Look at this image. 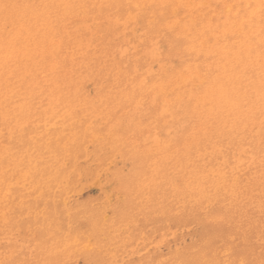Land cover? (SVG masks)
<instances>
[{
	"label": "rangeland",
	"instance_id": "obj_1",
	"mask_svg": "<svg viewBox=\"0 0 264 264\" xmlns=\"http://www.w3.org/2000/svg\"><path fill=\"white\" fill-rule=\"evenodd\" d=\"M252 3L0 0V155L30 133L49 148L31 154L49 174L29 194L0 186V264H264V0ZM35 111L46 136L22 121Z\"/></svg>",
	"mask_w": 264,
	"mask_h": 264
},
{
	"label": "bare ground",
	"instance_id": "obj_2",
	"mask_svg": "<svg viewBox=\"0 0 264 264\" xmlns=\"http://www.w3.org/2000/svg\"><path fill=\"white\" fill-rule=\"evenodd\" d=\"M22 0H20V2H21ZM24 1V0H23ZM34 1V0H33ZM44 1V0H43ZM244 1V0H243ZM15 2V1H14ZM25 2H27V1H25ZM31 2V1H30ZM54 2V1H53ZM252 2H254V0H249V7H250V9H254V5H253V3ZM42 3V2H41ZM46 3V2H45ZM55 3V2H54ZM54 3H51V5L53 6V5H56V4H54ZM28 4V3H27ZM33 4H34V2H33ZM26 5V4H25ZM32 5V4H31ZM37 5H39V4H37ZM47 5V4H46ZM48 6V5H47ZM47 6H45L46 7V9H47ZM200 7H202V5L200 4ZM6 8H7V6H6ZM28 9H30V8H28ZM20 11H21V9H20ZM24 11V13H25V10H23ZM40 12H41V10H39ZM47 11V10H46ZM8 12H10V11H8ZM30 12V11H29ZM43 12V11H42ZM49 12V11H48ZM31 13H32V10H31ZM31 13H29L30 15H31ZM34 13H35V11H34ZM37 13H39V12H37ZM254 13V12H253ZM27 14V13H26ZM40 14V13H39ZM21 15H23V13L21 14ZM28 16L27 15V17H30L31 18V16ZM238 16H239V14H237ZM36 16V15H35ZM38 16V15H37ZM25 17V16H24ZM50 17V16H49ZM5 19V18H4ZM44 19V18H43ZM37 22L39 21V20H36ZM45 22V21H44ZM43 22V23H44ZM60 27V26H59ZM35 28V27H34ZM246 29H247V27H246ZM15 30V29H14ZM60 30V29H59ZM16 31V30H15ZM246 32V31H245ZM250 39V38H249ZM259 39V38H258ZM220 40V39H219ZM222 40V39H221ZM251 40V39H250ZM253 40V39H252ZM258 41V40H257ZM216 42H217V39H210V40H208L206 43H210V45H212V46H215V47H218L217 46V44H216ZM260 42V41H259ZM219 43V42H218ZM253 42H251V44H252ZM221 45V44H220ZM224 46V45H223ZM222 46V47H223ZM256 46V45H255ZM195 47V46H194ZM203 48V47H202ZM223 49V48H222ZM1 50V49H0ZM258 50V49H257ZM159 51V50H158ZM223 52V51H222ZM152 53V52H151ZM158 58V57H157ZM190 58V57H189ZM156 59V58H155ZM187 59V58H186ZM187 60H189V59H187ZM3 61V60H2ZM4 62V61H3ZM137 67V66H136ZM157 74V73H156ZM160 74V73H159ZM245 76V75H244ZM68 77H70V74H69V76ZM157 77H159V75L157 76ZM62 79V78H61ZM70 79H71V77H70ZM69 79V81H71ZM72 82V81H71ZM75 82V81H74ZM143 82V81H142ZM60 85V84H59ZM71 85V84H70ZM246 85V84H245ZM245 85H244V87H245ZM248 85V84H247ZM250 85V84H249ZM69 86V85H68ZM72 87H75V86H72ZM142 87V86H141ZM253 87H255V86H253ZM252 87V88H253ZM69 88H70V86H69ZM76 88L77 87H75L74 89L76 90ZM255 89H257V88H255ZM259 89V88H258ZM68 90V89H67ZM74 90V91H75ZM141 90V89H140ZM261 90V89H260ZM247 91V90H246ZM10 92V91H9ZM73 92V91H72ZM256 92V91H255ZM75 93H77V92H75ZM189 93V92H188ZM261 92H259V94H260ZM246 95H248L249 94V92H248V94L247 93H245ZM38 95V94H37ZM37 95H32V96H37ZM63 95H64V93H63ZM120 95H123V94H120ZM188 95V94H187ZM186 95V96H187ZM30 96V95H29ZM28 96V97H29ZM53 96H55V95H53ZM60 96H61V94H60ZM34 97V98H35ZM59 96H57V100L59 99L58 98ZM132 97V96H131ZM134 97V96H133ZM239 97V96H238ZM33 98V99H34ZM44 98V97H43ZM50 98H52V93H51V97ZM63 98V97H62ZM62 98H60V101H61V99ZM127 98V100H128V98H130L129 96H127L126 97ZM135 98V97H134ZM14 99V98H13ZM22 99H25V98H22ZM27 99V98H26ZM47 99H48V97H47ZM256 99H258V98H256ZM11 100V99H10ZM40 100V99H39ZM41 100H42V98H41ZM55 100H56V98H55ZM130 101H131V98L129 99ZM260 100V99H259ZM14 101V100H13ZM28 101H29V99H28ZM59 101V100H58ZM59 101V102H60ZM24 102V101H23ZM27 102V101H26ZM25 102V103H26ZM58 102V103H59ZM171 102V101H170ZM32 103H34V102H32ZM36 103H38V102H36ZM35 103V105H39L40 103H38V104H36ZM49 103V102H48ZM54 103H56V102H54ZM182 103V102H181ZM20 104V103H19ZM24 104V103H23ZM30 104V103H29ZM43 104H46V102L44 103L43 102ZM138 104V103H137ZM171 104V103H170ZM15 105V104H14ZM28 105V104H27ZM33 105V104H32ZM144 105V104H143ZM173 105V104H172ZM186 105V104H185ZM5 106V105H4ZM20 106V105H19ZM36 106V107H37ZM45 106V105H44ZM43 106V107H44ZM50 106V105H49ZM52 106V105H51ZM56 106H57V104H56ZM182 106H183V104H182ZM25 107V106H24ZM36 107H34V108H36ZM41 107V106H40ZM48 107V106H47ZM54 107V106H53ZM64 107V106H63ZM63 107H61V108H63ZM146 107V106H145ZM240 107V106H239ZM6 108V107H5ZM20 108V107H19ZM28 108H29V106H28ZM45 109V108H44ZM48 109V108H47ZM56 109V108H55ZM57 109H60V108H57ZM178 109H179V107H178ZM37 110V109H36ZM42 110V109H41ZM169 110H170V108H169ZM174 110V109H173ZM185 110V109H184ZM183 109H181V113H183V114H185V112H183L184 111ZM38 111V110H37ZM37 111H35V114H33V115H31V117H29V118H27V119H25V120H22L25 124H27L30 128H31V130H34L35 129V133H36V130L38 131V136H40L41 134H43V133H45L46 132V130H48V128H47V126H49L50 124H49V122H48V118H49V116H46V115H43L42 113H44V112H41L40 113V115L38 114V112ZM46 111V110H45ZM57 112H58V110H56ZM60 111H61V109L59 110V113H60ZM176 111H178L179 112V110H175V113H176ZM8 112V111H7ZM187 112V111H186ZM3 113H6V112H3ZM47 113V112H46ZM260 113H262V112H260ZM31 113H29V115H30ZM50 114V113H49ZM61 114H62V112H61ZM61 114H59L60 116H61ZM170 114V113H169ZM180 115L181 116V114L180 113H177V115ZM187 114H189V112H187L186 113V116H187ZM256 114V113H255ZM12 115L14 116V117H16V116H18V115H22L18 110L17 111H14L13 113H12ZM163 115V114H162ZM165 115V114H164ZM166 115H167V113H166ZM171 115V114H170ZM174 116H175V114H173ZM176 115V116H177ZM50 116H53V115H50ZM189 116V117H188ZM187 116V118H189L190 119V115H188ZM216 116V115H215ZM253 116V115H252ZM260 116V115H259ZM258 116V117H259ZM11 117V116H10ZM24 117V116H23ZM54 117V116H53ZM185 117V116H184ZM183 117V118H184ZM256 117V116H255ZM257 117V118H258ZM52 117H50V119H51ZM181 118H182V116H181ZM180 117H179V119H181ZM186 118V119H187ZM250 118V117H249ZM254 118V117H253ZM17 119V121H21V119L20 118H16ZM174 119V118H173ZM177 119V118H176ZM5 121V120H4ZM188 121V120H187ZM225 121V120H224ZM244 121V120H243ZM13 122V121H12ZM15 122H16V120H15ZM53 122H54V120H53ZM171 121H168V123H170ZM261 122V121H260ZM259 122V123H260ZM263 122H264V120H263ZM180 123H182L181 121H180ZM189 123H191V122H189ZM225 123H228V122H225ZM245 123H246V121H245ZM8 124V123H7ZM19 124V123H18ZM174 124V123H173ZM176 124V123H175ZM177 124H179V122L177 123ZM183 124V123H182ZM181 124V125H182ZM11 125H13V124H11ZM168 125V124H167ZM181 125H179V126H181ZM225 125V124H224ZM230 125H232V122H231V124ZM52 126V125H51ZM53 126H55V125H53ZM170 126V125H169ZM186 126V125H185ZM187 126H188V124H187ZM186 126V127H187ZM191 126H192V124H191ZM190 126V127H191ZM226 126H228L229 127V131H230V128L231 129H233V128H235V126L236 125H234V127L232 128V127H230L229 125H227L226 124ZM246 126V125H245ZM245 126H244V128H245ZM23 127H24V125H23ZM66 127V126H65ZM177 127H178V125H177ZM189 127V126H188ZM222 127H223V125H222ZM25 128V127H24ZM170 128H171V126H170ZM20 129H21V127H20ZM23 129V128H22ZM51 129V128H50ZM173 129V128H172ZM177 129V128H176ZM186 129V128H185ZM188 129V128H187ZM186 129V130H187ZM24 130V129H23ZM178 130V129H177ZM21 130H19V132H20ZM188 131V130H187ZM205 133H207V131L205 132ZM222 133V132H221ZM232 133V130L230 131V134ZM234 133V132H233ZM28 134H29V132H28ZM55 134V133H54ZM229 134V135H230ZM43 135H45V134H43ZM42 135V136H43ZM47 135V134H46ZM45 135V136H46ZM185 135H186V133H185ZM223 135V134H222ZM221 134H219V136H222ZM232 135V134H231ZM42 136H41V139H42ZM56 136V135H55ZM236 136V135H235ZM33 137H34V134H32V133H30L26 138H24V139H22V142H21V146H18V147H16V148H14L13 150H11V153H7L6 152V154H4V155H0V160L2 161H5L6 163H9V164H5V162L3 163V162H0V186L2 187H8V185H13V187L15 188L14 190H16V194L18 195L21 191L22 192H26V191H28V190H32V188H33V182H35V180L33 179V178H31L32 177V175L35 173V174H37L38 172H40V171H42L43 169H45V168H47V167H45V168H38V166H36L38 169H35V167H34V164H33V158H31V154H33V153H35L36 151L37 152H39V153H41L42 154V152H44L45 151V149L47 150V149H49V148H45L44 147V145H43V143H42V141H44V140H40L41 141V143H39V144H37V141H36V144H32L33 142H34V139H33ZM183 137V136H182ZM13 138V137H12ZM16 138V137H15ZM14 138V139H15ZM233 138V137H232ZM14 139H13V141H14ZM18 140H19V138H17ZM36 140H37V138H35ZM76 139H78L77 137H76ZM147 140V139H146ZM230 140H231V138H230ZM234 140H235V137H234ZM6 142V141H5ZM15 142V141H14ZM19 143H20V141H18ZM75 142H76V140H75ZM79 142V141H78ZM78 142L76 143L77 145H78ZM16 143V142H15ZM14 143V145H16ZM223 143H224V141H223ZM222 143V144H223ZM63 144V143H62ZM66 144V143H65ZM73 144V143H72ZM155 144V143H154ZM7 145V144H6ZM13 145V144H12ZM12 145H11V147H12ZM32 145H36L34 148H32ZM71 145V144H70ZM63 146V145H62ZM72 146V145H71ZM171 146V145H170ZM175 146V145H174ZM6 147H10L9 145L8 146H6ZM10 147V148H11ZM46 147H47V145H46ZM65 147H66V145H65ZM53 148H55V147H53ZM69 148V147H68ZM176 148V147H175ZM6 149V148H5ZM9 149V148H8ZM8 149H7V151H8ZM63 149H66V148H64L63 147ZM56 150H58V151H53L54 153L55 152H59V149H56ZM71 150V149H70ZM126 150V149H125ZM175 150H177V148L176 149H174L173 151H175ZM61 151H64V150H61ZM60 151V153L62 154V152ZM68 151V150H67ZM72 151V150H71ZM120 151V150H119ZM9 152V151H8ZM50 152H52V150H50ZM52 152V153H53ZM70 152V151H69ZM121 152V151H120ZM218 152V154H219V151H217ZM12 153H14V154H16V157L15 156H13L12 155ZM53 153V154H54ZM233 153V152H232ZM231 153V154H232ZM26 154V155H25ZM45 154V153H44ZM43 154V155H44ZM63 154H65V151H64V153ZM121 154V153H120ZM39 155V154H38ZM50 155V154H49ZM52 155V154H51ZM50 155V156H51ZM55 155H57V153L56 154H54V156ZM171 156H172V152H171V154H170ZM174 155V154H173ZM220 155V154H219ZM232 155H234V154H232ZM49 156V157H50ZM235 156H236V154H235ZM238 156H240V155H238ZM244 156V155H243ZM43 157H45V156H43ZM56 157V156H55ZM24 158H26L27 160H28V166L26 167V168H23V167H17V165H15L16 163H20L21 161H23L24 160ZM39 158V157H38ZM41 158H42V156H41ZM54 158V157H53ZM53 158H50V164H48L47 166H49V165H51V164H54L53 163ZM230 158V157H229ZM228 158V159H229ZM55 159V158H54ZM232 159H234V158H232ZM36 162H37V158H35L34 159ZM52 160V161H51ZM57 160V159H56ZM132 160H134V159H132ZM225 161H227L226 159H224ZM41 161V160H40ZM55 161V160H54ZM75 161V160H74ZM77 161V160H76ZM138 161V160H137ZM164 161V160H163ZM173 161H174V159H173ZM234 161V160H233ZM48 162H49V160H48ZM56 162V161H55ZM143 161H141L140 163H142ZM145 162V161H144ZM143 162V163H144ZM161 162V161H160ZM176 161H174V163H175ZM228 162H230L229 160H228ZM231 162H232V160H231ZM198 163V164H197ZM243 163V162H242ZM55 164H58V161H57V163H55ZM177 164H178V162H177ZM180 164V163H179ZM183 164V163H182ZM252 164V163H251ZM73 165V164H72ZM143 165V164H142ZM141 165V166H142ZM147 165V164H146ZM196 165H199V162H196ZM18 166H20V165H18ZM46 166V165H45ZM54 166V165H53ZM148 166V165H147ZM147 166H145L144 165V169H145V171H146V168L145 167H147ZM179 166V165H178ZM50 168H52V165H51V167ZM137 168H138V166H137ZM148 168V167H147ZM143 170V169H142ZM44 171V172H43ZM41 173L43 174V175H45L46 173H48V172H46V171H48V169H46V170H43ZM144 171V170H143ZM46 172V173H45ZM63 174L65 173V172H62ZM62 173L60 172L59 174H61L60 176H63L62 175ZM40 174V173H39ZM49 174V173H48ZM135 174V173H134ZM42 175V176H43ZM57 175V174H56ZM136 175V174H135ZM140 175H143V174H140ZM194 174H192L191 176L192 177H194L193 176ZM47 177L48 176H46V179H47ZM139 177H141V176H139ZM139 177H136V178H138L137 179V181L139 180ZM29 179V178H31L29 181H26V182H24L23 180H26V179ZM37 181L38 180H44V178L45 177H41V175H37ZM135 178V179H136ZM51 179L52 178H50V181H51ZM53 181V183L51 184V186L49 185V191L47 190L46 192H48V194H50L51 193V195H48L49 196V198L48 199H50V196H52V194H54L55 193V195L58 197V199L56 200L57 202H59L60 201V204L62 203V201H61V198H60V193H58V191L56 190V189H54V187L57 185V183H58V181H59V179L57 180V178H55L54 177V179L52 180ZM140 181H142V180H140ZM39 182V181H38ZM51 183V182H50ZM141 184V182H138V184ZM138 184H136V185H138ZM139 184V185H140ZM142 186V185H141ZM9 188H11V186H9ZM47 188V187H46ZM7 190H8V188H7ZM7 190H6V192H7ZM14 192V191H13ZM46 192H45V194H46ZM76 193V192H75ZM8 194H9V191H8ZM12 194V193H11ZM16 194H13V195H11V196H15ZM28 194H29V191H28ZM72 194H74V193H72ZM47 195V194H46ZM55 195H53V196H55ZM52 196V197H53ZM51 197V198H52ZM56 197V198H57ZM11 199H15V197H10ZM54 198V201H55V197H53ZM52 198V199H53ZM158 198V197H157ZM180 198V197H179ZM10 199V200H11ZM11 200V202L12 201H15V200ZM25 199H27V198H25ZM48 199H46V200H48ZM51 199V200H52ZM183 199V198H182ZM5 200H7V199H5ZM45 200V199H44ZM43 200V201H44ZM45 200V201H46ZM59 200V201H58ZM180 200H181V198H180ZM21 201V200H20ZM19 201V202H20ZM44 201V202H45ZM50 201V200H49ZM56 202V203H57ZM18 203V202H17ZM21 203H23V202H21ZM137 203V202H136ZM4 206V197L2 196V192H0V207L1 206ZM8 205V204H7ZM64 205V204H63ZM63 205H61V206H63ZM20 206V205H19ZM5 207V206H4ZM64 207V206H63ZM30 209V208H29ZM34 209V208H33ZM56 209V208H55ZM59 209V208H58ZM60 210V209H59ZM170 210V209H169ZM6 211H8V210H6ZM16 211H17V209H16ZM172 211V210H171ZM174 211V210H173ZM18 212V211H17ZM16 212V213H17ZM49 212H51V211H49ZM53 213V212H52ZM54 213H55V211H54ZM54 213L52 214V215H54ZM94 213H96V212H94ZM30 213L28 212V211H26V215H29ZM48 214V213H47ZM87 214H89L88 212H87ZM86 214V215H87ZM92 214H93V212H92ZM91 214V216H94V214L92 215ZM170 214V213H169ZM44 215H46V214H44ZM51 215V216H52ZM30 216L31 215H29V217L28 218H30ZM41 216H43V215H41ZM46 216H48V215H46ZM83 216H85V215H83ZM90 216V217H91ZM101 216V215H100ZM89 218V217H88ZM88 218H86V219H88ZM98 218V217H97ZM100 218V217H99ZM37 219H39V218H37ZM37 219L35 218V221L34 222H32V223H35L36 221H37ZM47 218H45V220H46ZM76 219V218H75ZM75 219H73V221L75 220ZM90 219H93V218H90ZM101 219V218H100ZM43 220V219H42ZM45 220H43V221H45ZM49 220H51V219H49ZM97 220V219H96ZM96 220H94V224H95V221ZM99 220V219H98ZM31 221V220H30ZM39 221V220H38ZM37 221V222H38ZM47 221V220H46ZM77 221H78V219H77ZM86 221V220H85ZM88 221H89V223H90V220L88 219ZM88 221H86V223L88 222ZM6 222V221H5ZM15 222V221H14ZM49 222H51V221H49ZM75 223V222H74ZM91 223H93V221L91 220ZM90 223V224H91ZM13 224V223H12ZM67 224H69V221H68V223ZM96 224L98 225V222L96 221ZM95 224V225H96ZM26 225V224H25ZM54 225H55V223H54ZM54 225H53V228H54ZM70 225V224H69ZM87 225V224H86ZM86 225H85V227H86ZM89 225V224H88ZM92 225V224H91ZM94 225V226H95ZM59 226H60V223H59ZM11 228V227H10ZM22 228H24V226L22 227ZM87 228V227H86ZM95 228H96V226H95ZM47 229H49V227L47 228ZM57 229V228H56ZM88 229H89V226H88ZM14 230H16V228L14 229ZM50 230V229H49ZM85 230H87V229H85ZM90 230H92V229H90ZM93 230H94V228H93ZM206 230V229H205ZM11 231V230H10ZM207 231V230H206ZM206 231H204L203 233H205ZM218 231V230H217ZM48 232V231H47ZM215 232H216V230H215ZM219 232V231H218ZM217 232V234H218V236H219V233ZM85 233V232H84ZM8 234H9V231H8ZM199 235H200V233H199ZM193 237H195V236H193ZM217 238V237H216ZM190 239H192V238H190ZM26 240H28V238H26ZM32 240V239H31ZM188 240V239H187ZM52 241V240H51ZM180 241H181V239H180ZM179 241V242H180ZM183 241V240H182ZM217 241V240H216ZM33 242V241H32ZM32 242H31V244H32ZM186 242V241H185ZM190 242V241H189ZM26 243H27V241H26ZM55 243H56V240H55ZM54 242H52V244L51 245H47V247L45 246V248H42V250H43V252L45 251L46 253H45V255L47 254V257H49V256H51V255H53V254H51V253H49L50 251H52L53 250V248H55L54 247ZM53 245V246H52ZM56 245V244H55ZM180 245V244H179ZM192 246V245H191ZM44 247V246H43ZM189 248H190V246H189ZM193 248V247H192ZM10 249H12V248H10ZM45 249V250H44ZM192 250V249H191ZM201 250V249H200ZM216 250V249H215ZM54 251V250H53ZM52 251V252H53ZM193 251H194V249H193ZM218 251V250H217ZM217 251H215V252H217ZM190 252V251H189ZM192 252V251H191ZM49 253V254H48ZM53 253H55V252H53ZM51 254V255H50ZM187 254H189V253H187ZM213 254H214V252H213ZM219 254V253H218ZM218 254H217V259H218ZM45 255H43V256H45ZM49 255V256H48ZM203 255H205V254H203ZM212 255V254H211ZM214 255H216V254H214ZM213 255V256H214ZM19 256V255H18ZM54 256L55 255H53L52 257L54 258ZM199 256V255H198ZM221 256V255H220ZM1 257V256H0ZM51 257V258H52ZM201 257V256H200ZM216 257V256H215ZM6 258H7V256H6ZM1 260H2V258H1ZM18 260V259H17ZM54 260H55V258H54ZM200 260V259H199ZM204 260H205V257H204ZM210 260V259H209ZM191 261V260H190ZM203 261V259L201 260V262ZM212 261H213V259H212ZM53 262V261H52ZM58 262V261H57ZM215 262V261H214ZM213 262V263H214ZM199 263V262H198ZM212 263V264H213ZM217 263V262H216ZM4 264V263H3ZM209 264V263H208ZM227 264V263H226Z\"/></svg>",
	"mask_w": 264,
	"mask_h": 264
}]
</instances>
